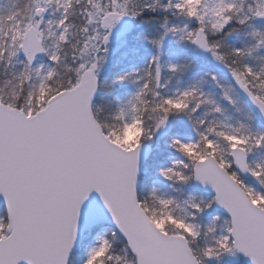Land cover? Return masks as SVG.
Returning a JSON list of instances; mask_svg holds the SVG:
<instances>
[{"label":"snow or ice","instance_id":"obj_1","mask_svg":"<svg viewBox=\"0 0 264 264\" xmlns=\"http://www.w3.org/2000/svg\"><path fill=\"white\" fill-rule=\"evenodd\" d=\"M0 264H264V0H0Z\"/></svg>","mask_w":264,"mask_h":264}]
</instances>
